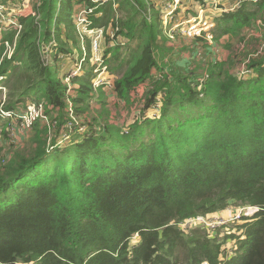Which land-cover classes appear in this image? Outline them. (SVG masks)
Returning <instances> with one entry per match:
<instances>
[{
  "label": "trees",
  "instance_id": "obj_1",
  "mask_svg": "<svg viewBox=\"0 0 264 264\" xmlns=\"http://www.w3.org/2000/svg\"><path fill=\"white\" fill-rule=\"evenodd\" d=\"M59 2L42 0L38 21L20 19L16 52L0 68L5 109L41 103L48 116L0 165V264H264V57L250 61L246 78L227 61L182 67L168 58L153 0L91 4L89 29L102 31L112 92L141 106L120 125L109 119L103 86H94L92 45L74 24V3L61 0L58 10ZM260 9L245 3L222 14L215 39L243 41ZM53 39L46 61L43 45ZM83 57L84 72L72 75ZM92 101L100 116L76 124ZM157 107L160 115L148 116ZM231 207L257 210L242 218L243 239L224 262V240L202 222L183 225Z\"/></svg>",
  "mask_w": 264,
  "mask_h": 264
},
{
  "label": "rangeland",
  "instance_id": "obj_2",
  "mask_svg": "<svg viewBox=\"0 0 264 264\" xmlns=\"http://www.w3.org/2000/svg\"><path fill=\"white\" fill-rule=\"evenodd\" d=\"M152 1V0H151ZM171 0H153L152 3L155 4V6L160 10V17L162 20L163 30L166 32L168 38V46L173 48L172 53L169 55L168 58L173 57L174 60L172 63H178L183 67V64L185 61H188L189 63H186L184 65L189 66L190 62L197 61L199 64L206 65L209 59L219 60V61H227L228 65L226 68H228L231 72L237 73L239 68L245 67L244 63H246L247 59H251L252 56L256 57L257 52L259 50V43H260V35L257 37L258 30H253L252 27L247 28V30L244 31V35L247 34L250 36L247 40L244 35L242 37L244 38V42L237 41L236 38H232L231 36H224L220 38L219 40H216L218 47L211 48L208 50L209 46L204 39H200V41L195 40L190 33H193V31H189L190 26H198L200 22L196 24L195 18L193 15L196 14V12L199 15H202V18L204 20H209V22H213V24L216 26V19L222 16V12L219 10V7L212 6V3L214 1L216 2H224L232 4L233 0H206L207 5H204L205 8H201L199 5L203 2V0H181L182 4L177 10V16L173 18H163L162 10L164 9V6L167 2H170ZM235 1V0H234ZM237 1V0H236ZM198 2V3H197ZM171 6V7H169ZM59 10V8H57ZM175 9V4L173 3V0L167 5L166 12H170V14H173V11ZM201 9H204V12L201 13ZM259 11V10H258ZM264 16V9H260L259 15L257 19ZM200 18V19H202ZM256 19V20H257ZM164 21L166 23V26H164ZM189 22H193L190 24ZM195 22V24H194ZM194 24V25H193ZM255 24V23H254ZM179 25H182V27L179 28ZM253 26V25H252ZM216 28V27H215ZM214 28V30H215ZM252 31V32H251ZM111 32V31H108ZM214 33V32H213ZM257 34V35H256ZM215 35V34H214ZM84 38L89 39L90 42L96 38V35L92 34H84ZM100 38V37H99ZM102 42V46L104 45L105 41L101 37L100 38ZM119 41L124 42L122 39H119ZM196 50V52L194 51ZM82 54L84 53L83 48L81 49ZM195 54V55H194ZM170 62L171 60L168 59ZM94 73V72H93ZM63 74V73H61ZM109 75V73H108ZM100 78H104L105 80H108L110 83L112 80H114V77L104 76L100 75L97 78V83H99ZM109 78V79H108ZM246 78V77H245ZM103 91L106 93V101H107V109L110 112L109 119L120 125L128 122H132L131 118L132 116L135 118L137 115H140V108L141 106H138L137 99L133 98V103L130 106H127L125 103L122 104L120 102V99L117 98V96L112 92V89L109 86H103ZM142 92V88L140 89L139 93ZM138 93V94H139ZM6 96V98L4 97ZM140 98L142 97V94H139ZM0 99L7 100V90L6 92L3 91V93H0ZM92 105L90 107V110H88L84 115H81V118H76V124H84L87 120H91L93 117L100 116V113L102 111L101 105L98 103H95L94 101L91 102ZM159 107L156 109L149 110L148 116H154L155 114L160 115ZM13 123H15L11 119H0V165L5 166L8 164L7 160L9 157H11L14 153L18 151H22L26 148V145L28 144L31 132L20 134L17 139L18 142L13 144V141H10L9 133L11 130V126H13ZM80 130H83V127H79ZM4 133H6V137L4 136ZM8 133V135H7ZM22 136V137H21ZM22 138V141L20 139ZM5 158V160H3ZM233 210L227 209L226 211L219 213L217 215H212L210 218H205V222H202L206 224L210 229L209 235L211 238H217L218 240L222 241L224 240L225 245L229 241L232 242L235 240V249L238 246V241L243 239V233L244 230L242 229L243 224H245V221L241 220L240 222L233 221L232 215ZM253 212H248L246 215L250 216ZM245 215V216H246ZM213 224V227H210L209 225ZM229 235L232 237L227 238ZM227 238V239H226ZM226 239V240H225ZM231 246L234 247V244L231 243ZM232 247V248H233ZM234 249V250H235ZM226 252L232 251L233 249H225ZM225 256V254H224Z\"/></svg>",
  "mask_w": 264,
  "mask_h": 264
},
{
  "label": "built area",
  "instance_id": "obj_3",
  "mask_svg": "<svg viewBox=\"0 0 264 264\" xmlns=\"http://www.w3.org/2000/svg\"><path fill=\"white\" fill-rule=\"evenodd\" d=\"M71 1L74 3V13L72 15V18L74 19V24L78 30L79 35L80 36H84V34L96 35V38H94V40L91 41L93 56L90 60V64L93 67H95L94 73L96 76L93 79L94 86L95 88H99L100 86H109L110 88H112L111 83L113 80L111 81V83L108 80H105L104 78L102 79L100 78L99 83H97L96 81L100 75H104V76H109V75L107 72V67L104 65L101 59L102 42L100 38L102 37V31H94V30L89 29V26H90L89 18L94 12V9L90 7L91 4L104 5L109 2H112L113 0H71ZM198 1H201V0H198ZM170 2H167L164 6V9L162 10L163 18L164 17L173 18V15L174 17H176L177 10L182 4L181 0H173V3L175 4V9L173 11V14H170L171 11L168 13L166 12L167 5ZM245 3L254 4V5L264 4V0H237V1L233 0L232 4L214 1L212 3V6L219 7L220 8L219 10L224 14V13H230V12L236 11ZM41 5H42V0H0V46H3L4 48L3 53L0 56V68L3 64L4 59L5 58L11 59L16 52L17 40L23 30V26L20 23V19L24 17L32 16L34 18H37V21H38L41 18V13H40ZM204 5H207L206 0H203L201 5L199 6L201 8H205ZM60 7H61V0L58 4L59 9ZM200 12L203 13L204 9H201ZM150 14H151V9L149 8L147 11V15L149 16V18H150ZM193 16L194 17L192 18H195L194 20L196 24L198 22L200 23L198 24V26H190L189 28H187L189 29V31H193V33H190V35L195 40L198 38L204 39V41H206L209 46L208 50L211 48L218 47L216 39H215V35L213 33L214 28L216 26L213 24V22H209V20H204L202 18V15H199L197 12ZM189 23L192 24L193 22H189ZM164 26H166L165 21H164ZM180 27H182V25H179V28ZM251 27H252V31L254 29L258 30L259 34L258 35L256 34L257 37H259L260 35L259 50L257 52L256 57L252 56L251 59L246 60V63H244V65L246 64L245 67L238 69V72L236 74H238L240 77H243V78L249 76V74L251 73L250 70H248L247 68L250 61L253 58H257L260 56L264 57V16L257 19L255 21V24H253V26ZM9 32L15 33V38H14L13 43L3 42V36ZM244 36L246 37L245 40H247L250 37L247 34H245ZM237 41L243 43L244 39L243 41H241V39L240 40L237 39ZM57 46H58V43L56 42L55 39L50 41L49 44L43 45L44 60L50 61L51 55ZM83 51H84L83 55H85L86 54L85 48H83ZM73 55L78 56L79 58V54L76 49L73 50ZM85 61L86 59L83 57L79 59L75 65H73L72 75L74 76L82 75V73L84 72L83 64ZM3 79L4 78L0 77V81ZM66 82L70 83V80L67 79ZM4 92H6V90H4ZM4 97L6 98V96ZM5 101L6 99L3 101L0 99V119H4V120L11 119L15 122L13 123V126H11V130L9 133V137L11 138L10 141H13V144L18 142L17 137L20 134L22 135L25 133L28 134L33 128L35 123L48 121V116L45 113V107L41 103H31L27 106L26 110L14 112V111H8L5 109ZM73 120L76 121V119H73ZM78 131H81L80 128H78ZM229 209L230 210L234 209L232 220L237 221V222H240L242 218L244 217V215H246L248 212L250 211L254 212L257 210L254 207L253 208L252 207H238V208L231 207ZM197 222H205V220L203 218L190 219L183 225V227L190 228L193 224ZM212 225L213 224L209 226L213 227ZM235 242H236L235 240H233L232 242L229 241L226 244L225 248L223 249L224 254H226L223 258L224 262L231 255V252H232V251L226 252L225 249H230V250L233 249L234 247L231 246V243L234 244L235 246L236 244ZM203 264H208V263L205 262Z\"/></svg>",
  "mask_w": 264,
  "mask_h": 264
},
{
  "label": "crops",
  "instance_id": "obj_4",
  "mask_svg": "<svg viewBox=\"0 0 264 264\" xmlns=\"http://www.w3.org/2000/svg\"><path fill=\"white\" fill-rule=\"evenodd\" d=\"M109 79V78H108Z\"/></svg>",
  "mask_w": 264,
  "mask_h": 264
}]
</instances>
